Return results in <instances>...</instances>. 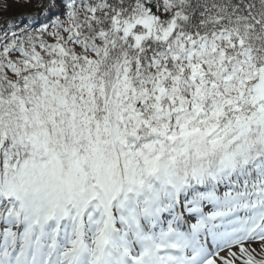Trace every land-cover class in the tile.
Segmentation results:
<instances>
[{
  "label": "snow or ice",
  "instance_id": "obj_1",
  "mask_svg": "<svg viewBox=\"0 0 264 264\" xmlns=\"http://www.w3.org/2000/svg\"><path fill=\"white\" fill-rule=\"evenodd\" d=\"M14 2L0 264H264V0Z\"/></svg>",
  "mask_w": 264,
  "mask_h": 264
},
{
  "label": "trees",
  "instance_id": "obj_2",
  "mask_svg": "<svg viewBox=\"0 0 264 264\" xmlns=\"http://www.w3.org/2000/svg\"><path fill=\"white\" fill-rule=\"evenodd\" d=\"M14 4V3H12ZM16 5L15 8L11 7L10 9H12V12L10 13L11 15H8V16H21L22 13L20 11V9H22V7H19L20 5L18 3L15 2ZM26 9H30V12L29 13H32V12H35V11H38V9L32 4V3H29V5L27 7H24ZM26 14V13H25ZM1 15H0V19H1ZM5 17V16H4ZM2 17V19L4 18Z\"/></svg>",
  "mask_w": 264,
  "mask_h": 264
},
{
  "label": "rangeland",
  "instance_id": "obj_3",
  "mask_svg": "<svg viewBox=\"0 0 264 264\" xmlns=\"http://www.w3.org/2000/svg\"><path fill=\"white\" fill-rule=\"evenodd\" d=\"M7 2L11 4V7L15 8L14 5H16V4H15L14 0H7ZM12 3H14V4H12ZM18 4L20 5L19 7H22V9H20V11H21L22 14H25V13H29V12H30V9H26V8H24V7H27L29 4H25V3H23V2H20V3H18ZM11 7H10V8H11ZM11 12H12V9H9V11H8L7 13H3V14H0V15H1L2 17H4V16H8V15H11V14H10ZM2 17H1V19H2Z\"/></svg>",
  "mask_w": 264,
  "mask_h": 264
}]
</instances>
